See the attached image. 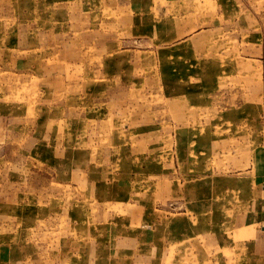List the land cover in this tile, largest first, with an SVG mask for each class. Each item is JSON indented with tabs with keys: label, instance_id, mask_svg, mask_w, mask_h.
I'll return each instance as SVG.
<instances>
[{
	"label": "rangeland",
	"instance_id": "obj_1",
	"mask_svg": "<svg viewBox=\"0 0 264 264\" xmlns=\"http://www.w3.org/2000/svg\"><path fill=\"white\" fill-rule=\"evenodd\" d=\"M189 27L190 31H184ZM162 32L174 34L173 39L184 36L181 41H194L177 45L171 53L166 49L171 47L169 44L161 45L169 43V36L164 39ZM185 50L188 55H184ZM157 79L162 85L159 89ZM236 83L243 84V99L217 102L216 107L233 110L235 126L239 127L237 136L252 127L253 141L258 133L262 145L264 99L252 103L244 94L254 95L256 89L264 91V0H0V100L14 102V173H6L0 184V192L7 195L0 207L18 204L9 197L22 193L23 206L30 204L31 209V213L26 210L31 215L24 217L31 225L27 233L16 231L21 224L18 218L14 221V215H0V264H18L19 251L29 261L38 260V256L58 259L66 246L62 245L64 240L70 241L66 247L77 253L68 256L67 264H77L85 254L88 261L90 248L84 245L91 241L99 243V255L117 264L129 259L130 264H138L139 256L147 261L148 250L140 249L135 240L124 245V238L138 240L141 235L151 242L155 228L163 237L168 222L164 214L156 215L155 208L167 212L169 219L186 211L178 185L174 192L180 196L172 200L171 181L185 180L179 185L184 190L190 179L173 178L177 167L169 164L171 158L176 159L174 149L187 146V135L177 139L172 130L181 135V131L193 129L189 141L192 148H198L204 135L198 130H202L206 124L204 115H208L205 109L214 107L209 99L220 86ZM180 85L189 87L188 95H178V91L186 90ZM238 90L230 89L233 94H239ZM5 95L8 96L3 98ZM49 113L61 116L57 124L45 119ZM222 115L219 112L207 122L214 127L221 123ZM80 130L82 135H77ZM206 138L216 142L219 137ZM34 146L35 152L28 153ZM55 147L59 148V159L96 165L95 176H88L92 168H84L83 185L68 181L67 192H60L57 185L61 180L47 161L53 158V152H46V148ZM75 147L82 148L79 159L75 158ZM199 151L196 156L202 158ZM184 162L180 156V164ZM201 163L194 166H203ZM156 165L163 171L162 178H149L155 176ZM72 169L68 168L67 173ZM195 169V178L207 173L201 172L203 167ZM230 170L226 173L237 174L236 168L231 166ZM214 171L211 176L225 177L222 167ZM246 179L249 181L242 192L245 206L240 213H253L255 230L262 234L258 210H248L254 186L249 177ZM93 180H100L98 199L89 198ZM30 182L45 186L44 190L28 195ZM230 184L209 185L217 187L219 195H225L224 205L231 209V201L227 203L232 196ZM51 186L59 192L49 190ZM25 188L28 193L22 192ZM259 190L264 202L263 182ZM140 192L147 193V197H140ZM64 203L68 213L76 209L82 213V223L78 221L77 225L82 224V249L81 242L76 243L77 219L68 217L58 226L62 218L58 211ZM141 204H146L147 209H140ZM211 220L200 217L198 223L211 224ZM230 220L231 215L221 218V222ZM140 226L144 230H139ZM251 234L261 246L243 249L244 263H251L252 259L246 258L253 253L263 262L264 235L258 238L256 232ZM179 249L175 264H208L196 258L198 248L191 244L181 241ZM221 255L231 259L232 248L216 252V259L209 264H219L215 261Z\"/></svg>",
	"mask_w": 264,
	"mask_h": 264
},
{
	"label": "crops",
	"instance_id": "obj_2",
	"mask_svg": "<svg viewBox=\"0 0 264 264\" xmlns=\"http://www.w3.org/2000/svg\"><path fill=\"white\" fill-rule=\"evenodd\" d=\"M186 25L188 26V24ZM190 28L191 27L183 28V29L184 31L186 30L190 31ZM205 34L207 33L205 32ZM161 35L166 40H168V36H169V43L162 42L161 45L169 44L171 47L166 48V49L170 50L171 53L175 51V48L177 47V45H180L185 42L187 43V41L189 40L194 41V39L192 38H189L187 40L184 39V41H181L183 40L184 36H175L176 39H173L174 34L172 33L162 32ZM192 45H193V48L195 49L194 43ZM156 53L157 55L159 54L158 52ZM188 54H189L188 51L185 50L184 55H188ZM185 78L191 79L192 76H187ZM182 80H185V79H182ZM187 81H191V80H187ZM159 82H160L159 79H157L156 89H159L162 87L161 84L159 85ZM257 84L258 83H256V85ZM258 86L260 85L258 84ZM234 87L237 88V90L238 88H240L241 92H239L238 90L239 94H236V92H234L235 94H233L230 91V89L232 90ZM179 88L186 89V90H182L181 92L178 91L179 93L178 95H184V94L188 95L189 94L188 92L190 90L189 87L180 85ZM242 88H243L242 83H236L235 85H229L226 87L220 86L219 91L213 97L214 99L213 98L209 99V102H212L214 104V107L205 109V111L208 113V115H204V117L206 118V124L204 125V127L201 128L202 130H198L200 134H204L203 137L199 139V142L201 141L202 144L197 143L198 144L197 145L195 141V145H197L198 148H192V146L194 145H191L189 141V136L191 135V132L193 129L183 130L181 131L182 132L181 135H180V132L176 131V129L172 130L171 134L176 136L177 139H178V136L180 137L182 135H187L186 137L187 146L184 147L183 149H180L178 147L175 148L174 153L176 154V159L171 158L170 164H169L171 168L175 169L177 167V172L175 170V173L176 174L178 173V175L177 177H175L176 175L175 174L173 178H177L180 180V178L184 176L190 179L186 181L185 184H188V186L187 188H184V190L180 189L179 185L184 183L185 180H183V182H181L182 180L180 181L172 180L171 181L172 182L171 185L173 189V191L171 192L172 194L171 198L172 200H175V198L178 199L180 194H182L181 196L184 198L186 211H184V213H182L180 217H178L177 215H173V219L171 218L169 219L167 217L168 216L167 212H164L162 210L155 208L156 215L159 217V216H163L162 214H164L165 219L168 222V226H166L165 228V232H164L165 235L163 237H161L162 234H160L159 231H156L158 230V228H155L154 237H153L154 239L151 242H147V239L145 238L146 236L143 238L141 237V235L138 240L132 239V238L130 240L127 237L124 238L123 240L125 241L123 242L124 245L130 244L133 242L132 240H135L137 241L138 247L140 249L142 248L143 250L144 249L148 250L147 256L145 257L147 261H142L139 256L136 260L138 264H142V263L144 264H175L177 263V260L179 259L178 254L180 251L179 242L181 241L187 244L188 243L191 244V246L196 249L198 248V254H194V255L196 256L197 259L201 258L203 259V261L207 260L208 264L212 263L213 260L216 259L217 257L216 252H221L222 250L227 249L229 247L232 248L233 257L231 259H227L226 256L221 255L219 256V259H217L215 262L219 264H222V263L247 264V263H244L245 261L243 260V255L245 252V250L243 249L251 248V246H253L255 249V247H258L261 244L259 240L258 242L255 243L251 232L252 231L256 232V236L258 238H262V236L264 235V224H263L264 223L263 222L264 202L262 201L263 197H261L262 193L259 190L260 183L261 182L264 183V142H262L263 144L260 145L261 143H259L258 133H256L255 139L253 141L252 127L251 129H247L246 133L243 136H237L236 134L237 132H239V127L235 126L236 118L233 116V112H232L233 110L228 109L226 111V109L222 110L221 108L216 107L217 102L223 104L224 102H227L228 100L232 101V99H237V97H240L241 99H243L242 98L243 97ZM247 90L248 89H246L245 91ZM244 95L247 96V98L250 99V102L252 103L253 102L258 103L259 100L261 101L262 99H264L263 97L264 91H262L261 93V90L258 91V89H256V93L254 95L253 93H251V96L247 95V93ZM6 96L8 95H5L3 98H6ZM187 100L190 101L192 99H187ZM207 100L208 99H204V102H207ZM217 110H220V111H217ZM219 112L224 114L219 119L220 120L219 122L221 123L215 124V126L213 127L211 123L207 122V119L216 118ZM44 117L48 121L49 124L51 123L57 124L61 116H54L53 114L49 113L45 115ZM7 120H11L10 124L9 122L5 124ZM207 124H208V127H207ZM223 126H228V128L223 129L224 128ZM212 127L214 129H212ZM82 133L83 131L80 130V132H77L76 134L82 135ZM207 136H218L219 138L217 139L216 142L215 141L210 142L212 138L207 139L206 138ZM206 142L207 143L209 142V143L207 144ZM36 149L37 148L34 146L28 149L27 152L29 153ZM46 149H47L46 152L47 151H49V153L53 152V158H51L50 160L48 159L47 161L49 165L52 164L53 169L57 173V177L61 180V181L59 180L60 182H58L59 184L57 185L60 192H61V189L67 192V186H68L67 182L68 181L77 183V185H79V183L83 185V183L85 182L83 181V172H84L83 169L84 168H87V167L92 168L91 172H90V169L88 170L90 172V175L88 174V176H91V177L92 175L95 176L93 173L94 172L93 169L96 167V165H92V163L87 165V164H83L82 162L81 164L78 162L77 159L74 161L75 163L72 162L73 164H71L68 160L59 159L60 156L57 157V152L59 148L55 147L53 149L52 148H46ZM197 151H199V154L203 155L202 158L201 156H196ZM80 153H82V148L75 147V152H74V155H76L75 158L78 157L79 159L80 157H82V154ZM180 156L184 157L185 162L187 164H184L185 162L183 164H180ZM243 158H245L246 160L245 164L243 163L244 162ZM41 159H42V156H41ZM228 160H231L232 164ZM176 161H177V166H176ZM198 161L200 163L202 162L201 164L203 166L195 167L194 164H197ZM99 166L100 165H97V167ZM231 166L234 169L236 168L235 172L237 174H227L231 171L230 170ZM155 167L156 168L160 167V165H156ZM202 167H203V170L201 172L202 173L207 172V173L204 174L203 176L197 175V177L195 178L194 173L198 172L197 169L195 168H202ZM221 167L224 169V172H225L224 174L225 177L223 179L216 178V176L210 175V173L215 172L214 168L220 169ZM68 168H73L69 172V174L67 173ZM13 169H14V102L12 101L8 102V101H4L3 99H1L0 100V184L3 183L4 176L6 173H11V174L14 173ZM159 169L160 168H157V171H155V176L151 175L149 178L151 177H156V178L161 177L162 178L163 171H159ZM184 177L182 178L184 179ZM244 177H249L251 185L254 186L251 188L252 190L254 188V190L251 191V197H250L251 199L250 204H252V206H249L248 210H252V209L258 210L257 213L259 215V219L262 220V225H261L262 234H259L258 231L255 230V225H254L255 215H253V213L249 214L248 211L246 212V214L240 213L245 206V203L242 198L243 197L242 196L243 185L249 181V179L244 180ZM12 178L14 179V175ZM86 181H88V179ZM218 182L219 183L226 182L229 184L231 183L229 193H232V196H230V200H228L227 202L229 203V201H231V204H232L231 209H230V205L228 206L224 205L225 204L224 201L226 200L225 195L224 196L219 195L218 194L219 192H217L219 189L217 187H213L209 185V184L214 185ZM98 183H100V180L92 181L91 190H90L92 195L90 194L89 198L91 197V199L92 198L98 199V196H97ZM117 183L119 184L120 181L117 180ZM121 183H124V181H121ZM233 184L235 186H233ZM27 185H28L27 188H28L29 193L27 192L26 188L22 189V192L28 193V195L30 193L35 194L37 192H40L44 190V187H45V186L37 185L36 182L34 183L30 182V183H27ZM176 185H178L177 191L180 194H176V192H174V187ZM53 188L56 189V187L51 186L49 190L52 191ZM80 188L82 189V187ZM182 191H184V193H182ZM142 195L144 196V198L147 197V193L142 194L140 192L139 196L141 197ZM237 195H238V198H237ZM133 197H130L129 201ZM3 198H7V195H4L3 190H1L0 201ZM9 199H12V200L14 199V202L15 200L19 202L18 204L11 203L10 205L8 204L2 205L3 207H0V215L1 216L14 215V221H16V219L18 218L19 224H21V226H17L16 231H19L20 234L27 233L26 231L30 229L29 227L31 225L29 224V222H25L27 221V219L24 217H27V215H31V214H28L31 210L30 208H28L30 204L23 206L22 201H24V199H23L22 193H19L18 195L13 194L11 197H9ZM127 200L128 198L126 199V201ZM237 201L239 204L237 203ZM25 204L27 203H24V205ZM65 204L66 203H64V207L60 208L58 211V215L62 216V218H60V220L58 221L59 222L58 226L62 224L63 220H67L68 217H72L73 220L77 219V221L74 220L75 231H77V233L79 234L78 240L76 241V243L79 241L81 242L83 240H80L79 238L83 237V233L81 231L82 224H81V227L77 225H78V221L82 223V219H83L82 213L78 211L77 209L73 211V213L71 214L68 213L66 210L67 205ZM198 207H201L202 209L198 211L199 210ZM143 208L147 209L146 204L145 206H143L142 204L140 205V209H143ZM26 210H28V213L26 212ZM139 215L141 217H144L141 211ZM225 215H226V219H227V215L228 216L231 215L232 221L230 220V222H221V218L224 217ZM200 217H206L207 219L208 218L212 219L211 224L198 223V219ZM214 220L216 221V224L213 223ZM249 220H252L253 222L252 225H248ZM158 223H159V220H158ZM161 224L162 223H159V225ZM139 230H144V227L140 226ZM251 238L253 242H250ZM63 242L64 243H62V245H66V246L70 243V241L68 240H64ZM26 245L30 246L27 243ZM66 246L63 247L62 252L60 251L61 253H59L58 259L47 260L48 256H45V257L41 256L44 259L38 256L39 257L38 260L29 261L28 257H25L21 253V251H19V255H18V258L16 259V262L18 264H21V262L23 264H67L68 256L71 254L76 255L77 253L75 249L71 247L68 248ZM84 246L90 248V257L87 261L85 259L87 258V254H85L83 256L84 260L79 259L80 261H77V264H81V263L117 264L116 260L115 261L110 260L109 258L105 256L99 255V243L97 241L95 242V244H93L92 241L90 242L89 245L88 243H85ZM79 247H81V249L83 248V242L79 244ZM93 247L95 248L94 251H93ZM241 250L243 251L241 252ZM127 251L129 250H124L125 253H127ZM14 253H15V250H14ZM120 253L123 254V252L121 251ZM117 254H119V252H117ZM254 256H255V253H253L252 256L251 255L248 256L251 258H248V257L246 258V259H252L250 264H262V263L264 264V261L260 262L258 258ZM123 262L124 264H130L131 260L130 259L125 260V261L123 260L122 263L119 262V264H123Z\"/></svg>",
	"mask_w": 264,
	"mask_h": 264
}]
</instances>
